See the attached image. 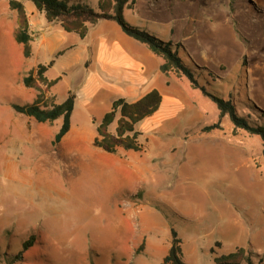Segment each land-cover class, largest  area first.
Masks as SVG:
<instances>
[{
    "label": "rangeland",
    "instance_id": "374dc122",
    "mask_svg": "<svg viewBox=\"0 0 264 264\" xmlns=\"http://www.w3.org/2000/svg\"><path fill=\"white\" fill-rule=\"evenodd\" d=\"M139 5L125 11L128 23L167 33L191 59L183 41L194 45L197 62L192 60L213 73L203 72L209 88L264 110V0H141ZM13 13L7 0H0V264H161L163 258L158 263L152 254L161 250L155 247L148 253L145 238L134 243L136 260L128 253L129 236L118 242L109 239L107 202L118 193L136 201L139 209L148 204L143 216H149L152 225L137 223L136 233L161 240L168 226L170 236L171 228L177 232L185 264H213L215 255L239 247L251 251L254 264H264L260 138L235 130L226 116L218 129L205 131L218 121L209 98L201 118L194 120L173 110L166 96L159 109L137 125L142 168L133 188L124 169L98 167L93 155L90 165L69 172L66 164L46 158L49 152L39 140L22 133L21 119L11 107L32 102L25 96L15 102L19 88L37 95L23 77L38 66L35 58L25 61L31 55L24 57L14 41ZM199 32L209 34L204 38L215 46L203 44ZM51 87L41 85L45 98L53 97L48 94ZM174 118L176 125L156 128ZM29 236L33 245L19 252Z\"/></svg>",
    "mask_w": 264,
    "mask_h": 264
},
{
    "label": "crops",
    "instance_id": "0c3cea01",
    "mask_svg": "<svg viewBox=\"0 0 264 264\" xmlns=\"http://www.w3.org/2000/svg\"><path fill=\"white\" fill-rule=\"evenodd\" d=\"M18 1L25 7L29 28L33 35L31 56L25 61L35 58L37 63L34 66L47 65L52 61V64L44 72V77L47 80H56L48 92L53 96L55 103L63 102L69 93L74 97L69 130L57 145H52V141L61 126V118L54 122H37L31 117L18 113V119H21L22 123V133L34 136L39 140L49 152L46 158L55 164H66V169H69V172L78 173L79 169L90 165L89 156L93 155L94 158L96 157L94 160L98 167L111 170V172H121L124 169L130 180H128V186L133 188L138 181V168H142L140 156L142 150L133 151L118 148L115 153H109L93 145V140L97 136L96 127L104 114L110 111L113 101L123 98L128 102H134L155 89L161 95L162 101L167 96L173 110H176L177 113L189 114L191 119L196 120L201 118L199 113L207 105L205 96L199 90L193 89L185 77L177 76L174 73L163 74L159 69L161 60L144 44L125 34L115 21L99 20L89 26L86 35L80 38L75 33L64 31L59 22H48L44 14L36 10L29 0ZM140 1L137 0L132 9L125 11L134 10L136 6L139 7ZM13 14L12 27H16V14L15 12ZM168 28V33L171 34L172 28ZM225 30L234 37L230 27H226ZM149 32L160 39L161 37L166 38L164 41H171L166 35L167 33L152 30ZM201 34L202 32H199L196 35L204 40L203 44L215 46L208 41L209 39L204 38L209 34L204 37ZM184 41L183 44L188 48L192 59L196 61L192 53L194 45ZM171 42L175 43L176 40ZM65 56L68 59L62 60ZM34 66L26 67L31 69ZM90 70H93V73L89 72ZM18 92L14 97L15 102H21L19 97L23 96L29 97V101L36 98L35 93L27 91L25 87L19 88ZM116 119L117 116L109 126L111 133L114 132ZM141 121L135 124L137 132H139L137 125ZM165 121L160 122L156 128L176 125L175 118L168 122ZM132 167L135 171L132 170ZM134 176L137 179L136 183H134ZM107 203L109 218L112 222L109 239L118 242L123 236H129L127 248L129 249L128 253L130 252L132 256L135 241L145 238L148 253L152 252L155 247L161 250L160 253H152L153 258H156L159 263L170 248L169 226L168 233L164 238L154 240L147 234L136 233L138 226L152 225L151 218L146 214V218L143 216L148 204H141L142 207L139 209L136 201L125 199L120 193ZM182 249L184 253V248ZM193 253L194 256L198 255L196 246L193 247ZM133 259L136 260L134 257Z\"/></svg>",
    "mask_w": 264,
    "mask_h": 264
},
{
    "label": "trees",
    "instance_id": "16d2710c",
    "mask_svg": "<svg viewBox=\"0 0 264 264\" xmlns=\"http://www.w3.org/2000/svg\"><path fill=\"white\" fill-rule=\"evenodd\" d=\"M29 1L36 10L44 14L48 22H59L64 31L75 33L80 38L86 35L89 26L99 20L115 21L125 34L144 44L161 60L159 69L163 74L174 73L177 76L185 77L193 89L199 90L202 95L215 104L218 110V121L204 127L205 131L218 129L220 121L226 116L235 130H243L249 135L258 136L262 144L261 152L264 154V110L246 99L239 101L231 94L225 97L223 93L209 88L210 83L203 72L207 71V76H211L212 71L198 66L179 43L164 41L146 29L128 23L124 17V11L132 9L137 0H96L94 6H91L87 0ZM7 4L9 9L16 14L14 41L22 46L23 55L27 58L31 55V42L33 41L27 12L23 3L18 0H7ZM50 64L52 61L47 65H38L35 71L30 70L23 77L26 87L36 88V98L26 104L11 103V107L17 113L31 117L37 122H54L61 118V126L52 141V145L55 146L69 130L74 97L69 93L61 103H55L53 97L45 98V92L41 85H45L48 90L56 83V80H47L44 77V72ZM34 74H36V79ZM160 103L161 95L155 89L134 102H128L123 98L114 100L110 111L104 114L96 127L97 136L93 140V145L109 153H115L118 147L140 151L142 149V144L138 140L140 133L135 130V124L156 112ZM116 116V126L114 132L111 133L109 126L114 122ZM33 243V237L29 236L21 242V249L18 251L27 250ZM210 253H214L213 249H210ZM212 260L213 264H254L251 251L247 252L243 247L215 255ZM161 264H185L181 240L173 228H171L170 248Z\"/></svg>",
    "mask_w": 264,
    "mask_h": 264
},
{
    "label": "bare ground",
    "instance_id": "6f19581e",
    "mask_svg": "<svg viewBox=\"0 0 264 264\" xmlns=\"http://www.w3.org/2000/svg\"><path fill=\"white\" fill-rule=\"evenodd\" d=\"M7 171H8V169H7Z\"/></svg>",
    "mask_w": 264,
    "mask_h": 264
}]
</instances>
